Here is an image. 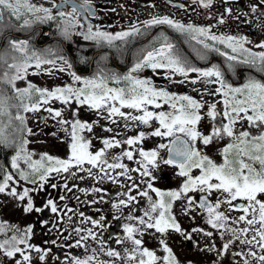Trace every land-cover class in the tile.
I'll return each mask as SVG.
<instances>
[{"label":"snow or ice","instance_id":"1","mask_svg":"<svg viewBox=\"0 0 264 264\" xmlns=\"http://www.w3.org/2000/svg\"><path fill=\"white\" fill-rule=\"evenodd\" d=\"M196 2L204 8L212 4V0ZM147 3L156 7L155 0ZM176 6L188 8L185 4ZM239 10L245 17L258 10L264 13V0L251 3L250 12L243 11L242 5ZM225 12L231 17L233 6L225 5ZM208 14L212 16L211 12ZM95 16L93 0H51L49 6L33 0H0V41H3L0 42V147L11 150L10 165L0 166V193L15 197L24 204L25 211H32L36 209L30 195L32 189L24 182L40 188L48 183L56 188L59 185L52 183L50 177H62L66 191L77 188L85 194L93 193L94 198L86 197L92 204L109 199L102 195L108 189L100 186V182L117 186L110 203L116 213L113 218L125 220L121 225L123 231L112 232L115 239L109 242L100 233V229H110L107 218L80 212L91 227L81 228L77 224L76 237L67 247H82L83 254L69 252L63 257L68 264H193L177 257L167 239L170 231L188 240L194 239V232L213 237L212 247L217 255L240 258L236 264H264V79L249 75L242 83H233L228 78L229 74L237 76L240 64L264 73V39L252 41L246 34L213 31L212 24L185 22L169 14L151 15L119 31H107L93 23L90 17ZM226 19L219 14L216 23L223 25ZM50 22L65 40L71 41L78 34L98 47L116 48L121 56L129 40L156 27L160 31L147 45L137 49L126 71L107 67V55L101 53L96 70L84 75L76 70L70 57L57 54L62 50L37 49L28 39L9 35L12 30H31ZM165 26L195 42L194 50L200 60L208 61L215 52L224 57L223 64L209 62L207 66H199L168 35ZM79 59L85 64L89 62L83 55ZM52 68L67 72L70 81L41 87L28 78L30 72L50 73ZM145 69L167 77L172 83L187 84L202 95L157 86L151 76L142 74ZM18 81L25 83L18 86ZM205 95L217 99L205 101ZM57 100L69 107L73 101L87 107L96 119L80 118L79 108L65 118L61 107L52 106ZM217 100L223 102L222 111ZM41 109L69 133L70 151L66 158L44 152L37 159L27 147L28 136L32 134L27 114ZM205 117L212 121L207 132L200 128ZM36 118L41 122L47 119L43 114ZM238 121H244L248 127L237 130ZM96 125L112 134L100 136L93 131ZM140 125L151 127V132ZM252 128L257 131L253 133ZM122 129L137 131L128 135ZM85 132L92 133L101 145L92 150V137ZM149 135L161 138L155 147L143 145ZM225 137L228 142L221 149V162L199 147L201 142L208 146ZM117 148L118 151H111ZM162 166H171L183 178L178 187L162 188L154 183ZM81 173L97 183L89 187L70 185L71 179H85ZM141 196L147 205L142 214L136 215ZM59 199L67 197L60 195ZM178 200H183L181 207L185 214L191 215L193 210L203 212L211 229L199 225L191 231L185 229L174 211ZM130 206L132 210L125 213L123 209ZM222 206L236 214L228 215L221 210ZM44 207H49L52 213H61L59 218L64 219L55 199H48ZM149 229L160 234L159 252L145 244L143 237ZM32 235L31 224L20 228L0 220V252L13 258L14 264H33L35 251L38 261L47 264L51 249L31 242ZM215 235H219L221 244L216 243ZM237 242L246 247L236 248ZM195 243L200 245L198 240ZM204 247L211 250L207 244Z\"/></svg>","mask_w":264,"mask_h":264},{"label":"flooded vegetation","instance_id":"2","mask_svg":"<svg viewBox=\"0 0 264 264\" xmlns=\"http://www.w3.org/2000/svg\"><path fill=\"white\" fill-rule=\"evenodd\" d=\"M33 2L42 3L46 6L51 4V0H33ZM251 3H258V0H212V4L208 8L201 7L196 2V0H172V2H169V0H155L156 7H152L151 4L147 3V0H93V6L96 9L97 16L90 18L94 24L102 25L107 31H119L122 28H127L134 24L135 21H143L149 18L151 15L169 14L177 19H182L185 22L191 21L197 24H212L214 26L213 31L231 34H246L252 41H259L264 39V13L259 10L256 13H251ZM179 4L188 5V8L186 9L177 7L176 5ZM229 4L233 6V15L231 17H228V14L225 12V5ZM241 5L243 6V11L250 12L249 16L245 17L243 12L239 10V6ZM209 12L212 13L211 17L208 14ZM219 14H224L227 17L223 25L216 23ZM236 16H239L240 19H235ZM164 30L173 40H175L180 49L186 55L191 57L193 62L199 64V66H207L209 62L223 64L224 57L215 52L211 53L208 61L200 60L194 50L195 42H189L183 34L178 33L166 26ZM159 31L160 28L156 27L151 29V31L145 35L137 36L134 39L129 40L126 47L122 49L124 51L123 56H121L120 52L114 47H109L107 45L98 47L94 42L86 41L78 34L74 35L73 40L71 41L65 40L59 35L55 25L51 22L38 24L34 27V29L31 30H12L9 35H11L13 38L28 39L30 44L37 49L43 50L45 48L51 47L62 50L58 51L57 54L70 57L73 60L74 67L79 73L89 75L96 70V62L99 59V54L101 53L107 55V61L105 62L107 67L119 72L126 71L134 61L137 49L147 45L149 41H151L152 37L157 35ZM255 50L259 51L262 49L257 48ZM81 55L88 57L89 62L86 64L82 63L79 59ZM103 66L104 65L102 64L101 67ZM42 67L50 66L44 65ZM142 74L151 76L156 82L157 86L167 87L169 90L181 93L187 92L197 97L202 95L199 92L193 91L187 84L179 82L172 83L167 77L157 75L156 73L152 72L151 69H145ZM249 75H254L257 78L264 79V73H261L256 68L245 64H240L237 66V76H232L229 74L228 78L231 79L233 83H242L243 79ZM28 78L37 85H39L38 82H40V84L41 82H46V87H53L55 85L70 81V76L67 74V72L59 71L57 68H52L50 73L38 72L36 74H32L30 72ZM17 83L18 86H22L19 81ZM209 87H215V85H209ZM203 98L216 97L205 95ZM52 106L61 107L63 109V115L65 118L72 115L73 109L79 108L80 118L87 120L96 119L95 113L93 111L89 110L87 107L77 105L74 101L71 102V107L68 105H63L58 100L55 101ZM125 110L131 111V109ZM37 113L38 116L43 114L44 117H47V119H45L43 122L38 120V124L40 126H45L43 132L49 135V137L37 139L35 142L29 143L27 147L29 150L34 152L35 158L37 159H39L40 154L44 152H47L50 155L66 158L70 151L68 140L69 133H67L60 126L57 119H52L49 117L48 113L44 109H41ZM37 113H33V119H37ZM104 123L108 122L104 121ZM153 126H155V122ZM140 128L147 132H151V127L149 126L140 125ZM122 130L128 135L134 134V132L137 131L136 129ZM93 131L98 133L100 136L112 134L102 129L99 125H96ZM85 135L92 137V150H95L101 145V141L95 136H92V133L85 132ZM62 137L65 139H62ZM160 139L161 138L156 137L155 135L146 136L143 140V145L146 148H151L152 145H157ZM1 150L5 153V158L10 159L11 150H6L3 147H1ZM118 150L119 149L117 148L111 151ZM13 171L15 170L13 169ZM157 174L159 179L154 183L162 188L178 187L183 179L178 174H176L174 168L171 166H166L164 172L159 171ZM80 175H84L85 179L80 180L78 178H74L69 180V184H77L80 187H89L97 183L92 177H88L85 173H81ZM50 180L52 183H56L59 186L53 188L50 184L46 183L43 188H40L38 185H32L30 182H24L27 183V186L30 189H32L30 195L33 197V203L36 205V209L40 210L33 209L32 211H25L24 204L21 201L6 193L1 195L2 201H0V220L8 221L10 224L16 225L20 228L31 224L33 226V235L30 238L31 242L51 249V251L48 253L47 264H68V262H66L63 257L69 252L77 255L83 254L82 247H67V245L72 244V238L76 237L74 230L77 227V224H79L81 228L91 227L84 217L79 215L80 212H84L85 216L99 218L101 215H103L107 218L110 224V229H100V233L104 237L108 238L109 242H113L115 239V237L111 235L112 232L123 231L121 225L125 222V220H116L113 218L116 213L110 203V200L115 198L113 196V193L117 187L115 184L108 181L100 182V186L108 189V193L102 195H107L109 199L103 201L96 200L95 204H92L87 202L86 197L94 198L93 193L89 192L85 194L78 191L77 188H71L70 191H66L63 187L62 177L53 176L50 177ZM22 186L23 185L20 187L22 188ZM60 195H65L67 199H59ZM50 198L55 199L58 206L61 208L62 213L64 214L63 220L59 218L61 213H52L49 207H44L47 200ZM182 204L183 202L180 203V205ZM64 205H68V207H64ZM138 205L139 207L134 213L136 215L142 214L141 210L147 205L146 199L141 196L139 198ZM12 206L13 213L11 214L10 212ZM131 210L132 206L123 209L125 213ZM178 214H181V217H178ZM176 215L181 225L189 231H191L197 225L203 227V225L198 223L197 219H192V215L185 214L182 208H180V211L176 213ZM45 220L48 221L47 224L44 223ZM205 227L211 229L210 225L205 224ZM194 233L197 235V233L200 232ZM159 235L160 234L158 232H154L153 230L149 229L143 237L145 244L148 247L157 249L158 252ZM174 237L176 238L174 239ZM208 237L209 236H206V238ZM215 238H217V236H215ZM167 239L170 246L174 249L177 257L182 261L191 260L193 264H213V261H221L222 264H232L230 258L228 260L226 256H218L217 252H214L213 255H210L209 249L207 250V258H198L197 255L191 250L193 249L192 243H195V241L198 240L199 242H205V240L201 239L200 237L194 238L195 240H188L182 237L179 233L170 231ZM182 240L185 244L183 245V249H180L178 244H180V241ZM53 241L55 242L53 243ZM210 242H213V237L210 238ZM221 243L222 240L219 243L217 242V244ZM114 246L119 247L117 245ZM198 249L201 250L202 247L200 246ZM0 264H14V260L13 258H9L0 252ZM33 264H44V262L38 261V255L35 251H33Z\"/></svg>","mask_w":264,"mask_h":264},{"label":"rangeland","instance_id":"3","mask_svg":"<svg viewBox=\"0 0 264 264\" xmlns=\"http://www.w3.org/2000/svg\"><path fill=\"white\" fill-rule=\"evenodd\" d=\"M19 82H20L21 85H23L25 83L24 81H19ZM38 84L41 87H46V82H41V84H40V82H38ZM203 99L205 101H211V100H214V99H217V98H203ZM217 103H218V108L222 111L223 110V102L220 101V100H217ZM37 116H38V113H37ZM28 117H29V119H28L29 126L32 128V134L28 136L29 143L35 142L37 139H40V138H48L49 135H47V134H45L43 132L45 126H40L38 124V119H33V113L30 112L28 114ZM217 122L218 123L220 122V118L219 117L217 118ZM211 123H212V121L208 117H205L204 119H202L201 124H200L201 130L207 132L210 129V127H211ZM245 127H248V125L244 121H238L237 122V130H240L241 128H245ZM250 131L255 133L257 131V129L252 128V129H250ZM57 135H58V132H57ZM227 142H228V138L225 137L223 140H214L208 146L203 145V143L201 142V143H199V147H201V149L204 150L208 155H210L214 160H216L217 162H221V160H222V151H221V149H222L223 145L226 144ZM155 146L156 145H154V146L152 145L151 147H155ZM165 168H166V166H162L160 172H164ZM3 194H5V193H0V201H2V199H1L2 196L1 195H3ZM181 202H183V200H178L174 204V211L176 213H178L180 211V208H182L181 205H180ZM221 210L227 211L228 215L236 214V213H234L231 210H227V208L225 206H222ZM196 211H197V213H196ZM10 213L11 214L13 213V206H12V209H11ZM180 215L178 214V217ZM191 215H192V217L194 216L195 219L198 220V223L200 225H203V227H205V224H207V222H206V216H205L204 213H201L199 210H193ZM215 236H217V238H215L216 243L217 242L218 243L221 242V238L219 237V235H215ZM196 237L197 238L200 237L201 239L205 240V242L204 241L200 242L199 246H197L195 243H192L193 249L191 248L192 249L191 251L193 253H195L198 258H203V257L207 258L208 257V255H207L208 254V252H207L208 248L204 247V245H206V244L209 245V247L212 248L211 250H209L210 255L211 254L213 255L214 252L216 253L215 247L214 248L212 247V243L213 242L212 243L210 242V238H212V237L206 238V235H204L203 233H197V235L194 233V238H196ZM175 238L176 237H174V239ZM184 244L185 243H184L183 240L180 241V244H178V246H180V249H183V245ZM200 246L202 247L201 250L198 249ZM235 247L236 248H241V247H246V246L245 245H241L239 242H237ZM194 249H197V250H194ZM200 253L202 254V256H201ZM226 257L228 258V260L230 258L232 264H236L237 260L240 259L238 257H233L231 254L226 255Z\"/></svg>","mask_w":264,"mask_h":264},{"label":"trees","instance_id":"4","mask_svg":"<svg viewBox=\"0 0 264 264\" xmlns=\"http://www.w3.org/2000/svg\"><path fill=\"white\" fill-rule=\"evenodd\" d=\"M10 165V159L5 158V153L1 150L0 147V166Z\"/></svg>","mask_w":264,"mask_h":264}]
</instances>
